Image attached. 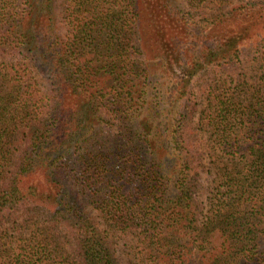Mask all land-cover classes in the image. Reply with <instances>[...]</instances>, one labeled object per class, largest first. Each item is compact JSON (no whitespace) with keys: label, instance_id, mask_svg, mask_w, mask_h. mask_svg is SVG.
Listing matches in <instances>:
<instances>
[{"label":"trees","instance_id":"16d2710c","mask_svg":"<svg viewBox=\"0 0 264 264\" xmlns=\"http://www.w3.org/2000/svg\"><path fill=\"white\" fill-rule=\"evenodd\" d=\"M55 1L0 0V264H264V0Z\"/></svg>","mask_w":264,"mask_h":264},{"label":"rangeland","instance_id":"374dc122","mask_svg":"<svg viewBox=\"0 0 264 264\" xmlns=\"http://www.w3.org/2000/svg\"><path fill=\"white\" fill-rule=\"evenodd\" d=\"M61 1L62 0H56L55 1V11H56V13L58 14L59 12H60V10H61ZM144 19V18H143ZM249 66H244V68L243 69H247V76L246 77H238V80H241V79H243V78H245V80L247 81V83H248V85L249 84H252V83H254V80H255V75H256V73H255V71H254V69H255V67L253 68V64L252 63H249L248 64ZM251 75V76H250ZM211 81H212V79H211ZM196 88V85H191V88ZM193 99H197V98H193ZM201 107V105H199V108ZM195 115V114H194ZM112 134H113V132L112 131H109V130H104V131H102V133H101V135H100V137L98 138V140L100 139V140H102V141H104V144H107V143H109V141H110V139H111V137H112ZM95 147V146H94ZM93 148V147H92Z\"/></svg>","mask_w":264,"mask_h":264}]
</instances>
